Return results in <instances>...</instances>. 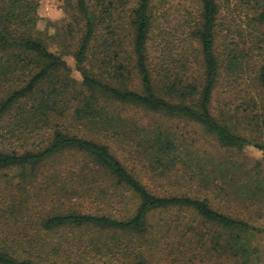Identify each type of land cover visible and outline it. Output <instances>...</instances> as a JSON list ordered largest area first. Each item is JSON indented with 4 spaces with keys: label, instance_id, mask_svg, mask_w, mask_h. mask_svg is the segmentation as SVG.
Returning <instances> with one entry per match:
<instances>
[{
    "label": "trees",
    "instance_id": "trees-1",
    "mask_svg": "<svg viewBox=\"0 0 264 264\" xmlns=\"http://www.w3.org/2000/svg\"><path fill=\"white\" fill-rule=\"evenodd\" d=\"M38 2L0 0V219L42 198L71 209L41 217L46 240L0 228V264H153L162 241L165 257L188 242L190 263L249 264L264 233V155L246 151L264 154V58L244 68L264 45V0H75L82 33L56 51L35 33ZM223 72L231 101L217 98ZM82 228L118 236L78 240Z\"/></svg>",
    "mask_w": 264,
    "mask_h": 264
},
{
    "label": "rangeland",
    "instance_id": "rangeland-1",
    "mask_svg": "<svg viewBox=\"0 0 264 264\" xmlns=\"http://www.w3.org/2000/svg\"><path fill=\"white\" fill-rule=\"evenodd\" d=\"M74 5L75 0H39L38 2L36 8L37 25L35 28V33L36 35L43 38L50 46V48L54 51L59 50V48L63 47L66 43L69 42L68 39H66V31L69 30V27H72L71 30H73V36H75L76 39H78L82 33L83 22L80 17H78V12ZM247 19L248 17H243L241 20H238V22L242 24V29L244 30L246 35L249 32L254 34L253 27L249 26L251 21ZM261 46L262 47H258L257 51H255V56H252V58H250L249 63L245 64L246 67L244 68V70H248V76L254 75L256 66H258L262 58H264V45L262 44ZM260 53H262L263 55L259 57L258 54ZM248 67H253L254 69L252 68L250 70V68ZM73 75L77 78H80V74L76 71L73 72ZM229 78L230 77L229 75H227V72L222 73L217 95V98L220 101H225L226 99H228V101H231V99L233 98L232 94L227 88V82ZM125 111L134 113L136 116L146 118L147 120H153L152 116H145V112L143 111L129 109H125ZM69 122H71L72 124L71 119L69 120ZM179 126L180 128H184L185 130L194 131L191 126H188L184 123H180ZM79 127H81V129L84 128V126L81 125H79ZM82 131L84 130L82 129ZM196 131L198 137L201 138L202 130L197 127ZM246 151L247 155L250 158H256L254 153L257 151L262 153L261 150L254 147H248ZM183 190H185V188L179 191ZM38 202L40 204L38 208H6L5 212H1L2 218L0 219V222L2 220H4V222L0 228H2V231H7L6 236H8V239L10 241L29 240L30 237H32L36 233L38 234L35 236L36 240H46L50 238L47 235L46 230L40 228V225L38 224L41 217L46 216L49 213L52 214L56 211L71 209L53 208L52 206H56L58 202L52 203L49 199L46 198H42ZM75 209L86 212H94L96 210H100L98 208ZM165 217H168L167 213H157V215L152 218V221L156 225L157 229H160L158 228V225L162 224V220ZM185 217V219H187V221L189 222L197 220L196 218H192L189 215H186ZM75 231L76 232L73 236H75L78 240H87L89 242H91L92 240L101 242L110 241L112 240V237L116 238L118 236V234L113 235V231H101L99 229L92 228L76 229ZM63 232L64 231H61L58 234H53L52 238H54L56 241L67 238V233ZM125 238L129 239L128 236H126ZM169 241H172V243L174 244L176 240L170 238ZM163 245L164 243L162 241L159 246L157 245L156 247H153L152 249L147 251L146 255L149 257L153 264H243L244 257L232 258L231 256L223 254L219 255L212 252H207L204 257H198L196 260H193V263H190L189 259L193 257V250L191 249L192 246L188 242H184V244L180 246L186 249V253L182 257H179L178 255L165 257V253H162L159 250V247H163ZM249 246L251 248H256L257 250L254 255H252V257L250 258L249 264H264V233L251 234ZM174 247H176V245ZM120 257L121 256H119V258L112 259V263L118 264L120 262ZM108 260V258H103V260L99 261L98 264H110Z\"/></svg>",
    "mask_w": 264,
    "mask_h": 264
},
{
    "label": "clouds",
    "instance_id": "clouds-1",
    "mask_svg": "<svg viewBox=\"0 0 264 264\" xmlns=\"http://www.w3.org/2000/svg\"><path fill=\"white\" fill-rule=\"evenodd\" d=\"M254 155H255V157H256L257 159H260L261 156L264 155V154H262L261 152L257 151V152L254 153Z\"/></svg>",
    "mask_w": 264,
    "mask_h": 264
}]
</instances>
